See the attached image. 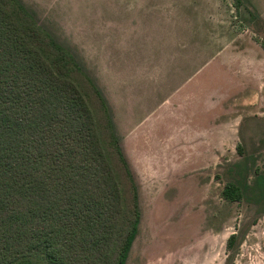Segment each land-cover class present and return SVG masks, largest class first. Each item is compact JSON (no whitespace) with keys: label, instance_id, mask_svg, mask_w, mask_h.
<instances>
[{"label":"rangeland","instance_id":"rangeland-1","mask_svg":"<svg viewBox=\"0 0 264 264\" xmlns=\"http://www.w3.org/2000/svg\"><path fill=\"white\" fill-rule=\"evenodd\" d=\"M101 89L135 175L126 264H264V0H22ZM240 144L241 150L237 145Z\"/></svg>","mask_w":264,"mask_h":264},{"label":"trees","instance_id":"trees-1","mask_svg":"<svg viewBox=\"0 0 264 264\" xmlns=\"http://www.w3.org/2000/svg\"><path fill=\"white\" fill-rule=\"evenodd\" d=\"M248 190L264 198V173L221 195L240 201ZM140 218L101 89L22 0H0V264H126ZM239 239L228 236L224 264Z\"/></svg>","mask_w":264,"mask_h":264}]
</instances>
